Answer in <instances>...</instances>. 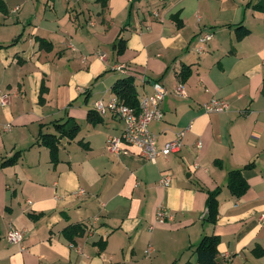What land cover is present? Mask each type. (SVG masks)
Masks as SVG:
<instances>
[{"label": "crops", "instance_id": "0c3cea01", "mask_svg": "<svg viewBox=\"0 0 264 264\" xmlns=\"http://www.w3.org/2000/svg\"><path fill=\"white\" fill-rule=\"evenodd\" d=\"M258 1L0 0V264H197L205 234L219 236L216 264H264ZM183 67L190 73L180 82ZM124 77L138 101L154 81L166 89L161 118L148 124L158 148L185 131L180 147L155 162L128 144L126 152L106 150L124 125L94 103L117 96L112 86ZM212 98L228 109L205 112ZM66 121L79 126L72 139L55 126ZM40 133L59 137L55 159ZM234 169L247 183L239 196L227 187ZM216 189L212 223L206 200ZM159 207L172 218L156 219ZM10 227L22 231L21 242H8Z\"/></svg>", "mask_w": 264, "mask_h": 264}, {"label": "built area", "instance_id": "2783aa9c", "mask_svg": "<svg viewBox=\"0 0 264 264\" xmlns=\"http://www.w3.org/2000/svg\"><path fill=\"white\" fill-rule=\"evenodd\" d=\"M212 37V33H203L199 36V42H206ZM103 56V55H102ZM119 71H124L123 65H116ZM152 92L140 96L138 109H135L117 96H112L107 102L96 101L95 110L103 114L109 111L123 122V130L117 136H110L106 142V150L112 154L126 152L122 149L123 144H128L139 149L140 154L147 160L155 162L159 155L167 156L169 153L176 151L181 145V139L185 131L179 132L174 139L167 141L161 148L156 145L155 135L149 130L148 124L153 120L161 118V103L166 96V89L159 81L151 84ZM175 92L184 95V86L179 83ZM2 102L5 96L1 95ZM205 112H221L228 109V103L223 100L212 98L203 104ZM169 173H164L160 179L165 186L170 184ZM171 213L165 207H159L156 210V219L163 221L171 219ZM259 220L264 222V213L259 216ZM6 238L10 243H19L22 241V231L10 227L6 233ZM149 248L146 250L148 251Z\"/></svg>", "mask_w": 264, "mask_h": 264}, {"label": "trees", "instance_id": "16d2710c", "mask_svg": "<svg viewBox=\"0 0 264 264\" xmlns=\"http://www.w3.org/2000/svg\"><path fill=\"white\" fill-rule=\"evenodd\" d=\"M101 3L102 6L105 5L106 0H95ZM252 7L256 10L264 11V0H259L258 2L252 4ZM40 43H45L41 41ZM114 48H116L117 53L122 52L124 49V42L122 38H118L113 44ZM190 71L187 67H183L179 73V80L180 82L184 81ZM112 92H114L118 97L124 100L125 104L138 109V100L136 98V91L134 84L130 77H124L117 79L112 86ZM95 112L93 110L88 111V119L91 121L94 120ZM68 121L63 123L55 124L56 128L59 131V134L63 136H67L68 138L72 139L77 134L78 131V124L72 122L67 127H65ZM38 142L43 144L44 146L48 147L51 153L52 159H55V155L58 150V142L59 137L52 133H40L38 136ZM18 154L15 153L12 157L8 158L4 161L5 164H12L17 160ZM227 187L230 192L234 195L239 196L242 194L246 188L247 183L241 175V169H234L230 170L227 175ZM217 193L218 190L210 191L208 198L206 200V213L207 217L206 220L212 223L216 220V213H217ZM78 227L76 225H68L65 227L64 231L68 235L77 234ZM218 243H219V236L215 234H205L203 235L198 243L194 248V254L196 258L197 264H216V256L218 253ZM186 264H192L191 262H187Z\"/></svg>", "mask_w": 264, "mask_h": 264}]
</instances>
